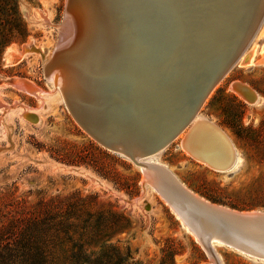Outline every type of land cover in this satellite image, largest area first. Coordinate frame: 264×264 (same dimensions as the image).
Returning <instances> with one entry per match:
<instances>
[{
  "label": "rangeland",
  "instance_id": "1",
  "mask_svg": "<svg viewBox=\"0 0 264 264\" xmlns=\"http://www.w3.org/2000/svg\"><path fill=\"white\" fill-rule=\"evenodd\" d=\"M14 2L28 37L6 48L2 60L0 223L57 197L91 196L92 212L102 211L109 218L111 207L125 219L113 232L86 244L90 257L107 249L101 264H212L164 199L143 184L140 168L81 129L47 80L45 67L61 40L58 27L65 20L67 0ZM263 45L264 18L197 114L229 136L238 158L233 168L218 172L197 162L185 154L178 138L141 160L165 166L207 202L241 212H264V66L255 65ZM17 79L45 94L36 98L13 88ZM234 84L250 89L256 101L249 103L233 90ZM215 250L222 264H264L223 244Z\"/></svg>",
  "mask_w": 264,
  "mask_h": 264
},
{
  "label": "bare ground",
  "instance_id": "2",
  "mask_svg": "<svg viewBox=\"0 0 264 264\" xmlns=\"http://www.w3.org/2000/svg\"><path fill=\"white\" fill-rule=\"evenodd\" d=\"M64 18L47 80L81 129L139 167L143 184L166 199L210 262L222 264L215 248H231L225 230L206 233L196 218H187L188 197L217 206L165 166L141 160L178 138L185 154L215 171L236 165L229 136L197 114L209 87L235 63L264 18V0H67ZM11 85L36 98L45 94L26 80ZM242 234L251 246L264 247V236L250 229Z\"/></svg>",
  "mask_w": 264,
  "mask_h": 264
},
{
  "label": "trees",
  "instance_id": "3",
  "mask_svg": "<svg viewBox=\"0 0 264 264\" xmlns=\"http://www.w3.org/2000/svg\"><path fill=\"white\" fill-rule=\"evenodd\" d=\"M27 37L14 0H0V75L6 48L24 43ZM91 203V196L57 197L0 223V264H60L62 253L63 264H101L107 249L90 257L86 244L113 232L125 219L111 207L109 218L102 211L92 212Z\"/></svg>",
  "mask_w": 264,
  "mask_h": 264
},
{
  "label": "water",
  "instance_id": "4",
  "mask_svg": "<svg viewBox=\"0 0 264 264\" xmlns=\"http://www.w3.org/2000/svg\"><path fill=\"white\" fill-rule=\"evenodd\" d=\"M259 61H260L259 64L261 66H264V54ZM233 63L234 61L209 87L201 103L206 98L210 90L220 81V79L232 67ZM232 87L234 91L244 96V98H246V100L249 103L252 104L256 101L257 98L256 94L253 93L246 86L242 84H234ZM191 119L192 117L187 121V123L190 122ZM142 168L145 169V167L143 166ZM144 177L146 179V183L150 184L149 180L147 179V175ZM158 187L159 189L157 188L156 190L158 192L160 191L163 193V191H161V185L160 186L158 185ZM180 192H182L184 195L186 194L181 190ZM186 196H188V194H186ZM183 198L185 199L186 197ZM188 198H190L189 200L191 201L190 202L191 204H189L190 206L189 216H187V218L189 217L188 218L189 220H191V218H196V220L201 224V226L204 228L206 233L210 232L212 234H217L225 230L228 239L230 241L229 246L231 247V249L244 256H248L250 258L264 261V247L251 246L248 240L245 238L244 234H242L246 232V230L250 229L257 232L260 236H264V212H258V211L241 212L232 209L225 210L221 206H217V208L214 209L204 204L201 205L198 202L196 203V201L193 200L191 197Z\"/></svg>",
  "mask_w": 264,
  "mask_h": 264
}]
</instances>
